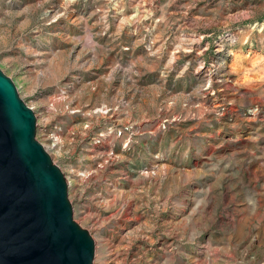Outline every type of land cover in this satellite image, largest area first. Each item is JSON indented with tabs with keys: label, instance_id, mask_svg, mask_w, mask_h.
Masks as SVG:
<instances>
[{
	"label": "rangeland",
	"instance_id": "rangeland-1",
	"mask_svg": "<svg viewBox=\"0 0 264 264\" xmlns=\"http://www.w3.org/2000/svg\"><path fill=\"white\" fill-rule=\"evenodd\" d=\"M0 69L94 264H264V0H0Z\"/></svg>",
	"mask_w": 264,
	"mask_h": 264
},
{
	"label": "water",
	"instance_id": "water-1",
	"mask_svg": "<svg viewBox=\"0 0 264 264\" xmlns=\"http://www.w3.org/2000/svg\"><path fill=\"white\" fill-rule=\"evenodd\" d=\"M34 110L0 69V264H94L62 169L36 138Z\"/></svg>",
	"mask_w": 264,
	"mask_h": 264
},
{
	"label": "built area",
	"instance_id": "built-area-1",
	"mask_svg": "<svg viewBox=\"0 0 264 264\" xmlns=\"http://www.w3.org/2000/svg\"><path fill=\"white\" fill-rule=\"evenodd\" d=\"M121 134V131L118 132V135ZM42 143V142H41ZM43 144V143H42ZM43 146L45 147V149L50 152L53 151L56 147V143L54 141L50 142L49 144H43Z\"/></svg>",
	"mask_w": 264,
	"mask_h": 264
},
{
	"label": "bare ground",
	"instance_id": "bare-ground-1",
	"mask_svg": "<svg viewBox=\"0 0 264 264\" xmlns=\"http://www.w3.org/2000/svg\"><path fill=\"white\" fill-rule=\"evenodd\" d=\"M68 186H69V184H68Z\"/></svg>",
	"mask_w": 264,
	"mask_h": 264
}]
</instances>
